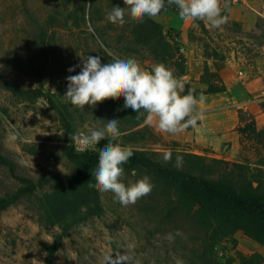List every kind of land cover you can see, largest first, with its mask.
I'll return each mask as SVG.
<instances>
[{
	"label": "rangeland",
	"instance_id": "rangeland-1",
	"mask_svg": "<svg viewBox=\"0 0 264 264\" xmlns=\"http://www.w3.org/2000/svg\"><path fill=\"white\" fill-rule=\"evenodd\" d=\"M95 1L97 9L93 17L103 31L114 34L113 29L125 27L126 23L113 24L107 19V13L114 6L127 9L123 0ZM220 3L223 8L225 0ZM227 3L230 11H222V15H227L228 19L219 28L201 20L186 21L166 9L151 19L162 24L165 30L175 29L173 35L180 34L187 67L189 59L198 63L206 59L204 70L200 64H192L189 75L193 78L188 82H185L187 77L183 78L184 89L189 83L197 90H207L208 86L201 80L206 68L219 76L226 91L203 94L205 101L201 105L216 106L215 112L237 109L238 130L241 125L239 111L243 110L244 124L253 115L246 107H237L247 97V92L252 91L251 101L260 106L264 102V0H227ZM83 5V0H0V74L11 84L40 90L44 95L52 94L61 109V113L54 110L47 96L33 100L17 97L0 81V147L15 159L21 173L35 180L50 174L70 175L71 163L63 152L68 144L63 116L75 126V133L102 129L108 119H116L128 127L135 121L124 118L119 112L118 117L109 116L111 118L100 122L95 108H101L107 115L109 100L94 108L86 105L81 110L64 96L68 85L66 77L80 72L82 60L87 59L86 52L100 56L99 48L89 36L93 31L92 21L88 17L89 21L85 22ZM256 24L259 27L253 34ZM208 60L218 72L209 68ZM136 61L146 70L151 64L149 60ZM77 65L80 67H75ZM70 67H75V71L69 72ZM198 71L203 74L197 79L194 77L198 76ZM233 101L236 104H231ZM112 104L119 106L118 101ZM107 141L105 138L98 145L102 148ZM113 141L121 146H138L148 152L180 149L175 142L139 128L120 134ZM240 144V159L231 162H245L242 154L251 163L264 156V148L254 141L240 138ZM155 158L163 160V155L156 154ZM143 177L124 171L121 182L129 186ZM149 179L153 185L151 193L135 204L124 206L111 191L100 192L103 214L69 231L55 257V264H103L106 255H127L130 258L127 264H176L177 260L182 264H200L199 237L183 217L168 219V203L162 197V189ZM18 187L17 180L0 165V197ZM47 193V190H39L32 201L22 199L2 214L0 264H45L47 248L61 232L58 226L45 225L58 219L56 211L42 209ZM170 213L178 215L173 209ZM178 230L181 236L176 235ZM169 233L174 240L166 238ZM261 248L238 231L218 241L214 255L220 264H264Z\"/></svg>",
	"mask_w": 264,
	"mask_h": 264
},
{
	"label": "trees",
	"instance_id": "trees-1",
	"mask_svg": "<svg viewBox=\"0 0 264 264\" xmlns=\"http://www.w3.org/2000/svg\"><path fill=\"white\" fill-rule=\"evenodd\" d=\"M83 2L84 20L88 22L90 18L92 21L93 31L89 33V36L99 48L103 64L112 62L113 57L149 60L151 64L148 70H151L155 64L163 63L173 71L177 78L183 79L186 76L187 57L182 51L180 34L173 35L175 29L165 30L162 24L151 18H145L143 23L136 22L130 18L126 9L125 27L113 29L114 34H110L103 31L93 17L97 9L96 1L83 0ZM164 9L179 14L178 8L175 5H168L167 2ZM258 27L256 24L253 34ZM89 55L93 56L91 52H86V56ZM201 80L208 86L207 90L200 91L186 83L183 95L187 94L190 89L195 90L197 98L200 94H216L226 91L223 81L208 68ZM0 81L4 83L7 90L22 99L33 100L47 96L48 103L54 107V110L61 113L52 94L44 95L40 90H27L11 84L5 81L1 74ZM117 101L119 106L114 107L112 103ZM108 102H110V107L107 115L101 108H95L100 122L107 120L109 116L116 118L121 112L124 118L135 121L130 127L118 123L120 134H126L139 128V130H148L153 136H159L151 127L147 125L142 127L147 113L137 119L138 113L131 108H124L123 98L109 99ZM261 106L264 109V102ZM65 108L67 109L66 106ZM239 114L241 125L238 132L241 138L252 140L264 148V129L258 130L253 115L248 123L244 124L246 120L242 109ZM62 121L67 130L68 144L65 145L63 152L71 163L70 175L50 174L35 180L21 173L15 159L0 147V165L5 167L11 177L19 183L15 191L0 197V220L9 207L22 199L32 201L39 190L48 192L46 205H42V209H49L48 212L56 211L58 216L55 222L45 223L48 226H58L61 230L47 248L45 264H55V257L62 248L64 238L73 227L91 217H99L103 214L100 191L88 186L89 183H95L92 173L97 167L99 154L76 153L69 137L75 134V126L64 116ZM142 137L145 138V136ZM112 142L117 144L115 141ZM154 144L163 146L159 143ZM131 147L134 154L122 166L124 171L147 176L153 180L154 186L156 184V187L162 189V197L168 203V219L183 217L199 237L198 259L200 264H220L214 255L216 243L233 236L238 231L243 232L245 238L251 243L264 248V156H260L256 162L251 163L242 154L245 162H231L172 150L171 161L165 163L164 160L155 158L156 154L163 155V152H148L138 146ZM177 155L183 157V164L179 169L174 166ZM171 209L176 210L178 215H172Z\"/></svg>",
	"mask_w": 264,
	"mask_h": 264
},
{
	"label": "clouds",
	"instance_id": "clouds-1",
	"mask_svg": "<svg viewBox=\"0 0 264 264\" xmlns=\"http://www.w3.org/2000/svg\"><path fill=\"white\" fill-rule=\"evenodd\" d=\"M123 2L130 18L139 23H143L145 18L158 16L165 8L166 2L178 8L180 18L186 21H205L213 28L225 24L228 17L222 15V11H230L227 0L223 8L220 0H123ZM125 11V7L114 6L107 13V19L113 24L123 25L126 22ZM82 65L78 74L66 77L68 85L64 95L73 106L81 110L85 109L86 105L94 108L105 100L123 98L124 108H131L138 113L137 119L147 113V123H155L161 132L171 134L182 133L189 127L195 129L198 127V121L205 118L204 112L199 108L205 101L204 95L200 94L197 98L194 89L182 95L183 79L177 78L163 63L155 64L151 70H146L135 59L113 57L112 62L102 64L100 56L89 55L86 60H82ZM75 67H70L68 71H75ZM119 136L118 120L112 119L108 120L102 129H94L90 133L79 132L69 137L77 152L95 148L100 141L108 139V143L99 151L98 164L92 173L95 183H89L88 186L100 192L111 191L122 205L127 206L149 195L153 185L147 176L129 186L121 182L124 175L122 166L129 161L134 151L131 146L122 147L112 142ZM12 138L16 139V136L13 135ZM171 159L172 152H164V162L168 163ZM182 164L183 157L177 155L174 166L179 169ZM176 235L181 236L182 233L178 230ZM166 238L172 241L175 237L169 233ZM129 259L127 255L115 257L106 255L103 264H127ZM176 264L182 262L177 260Z\"/></svg>",
	"mask_w": 264,
	"mask_h": 264
},
{
	"label": "crops",
	"instance_id": "crops-1",
	"mask_svg": "<svg viewBox=\"0 0 264 264\" xmlns=\"http://www.w3.org/2000/svg\"><path fill=\"white\" fill-rule=\"evenodd\" d=\"M205 58L204 61L198 63L188 60L187 74L185 77V82L189 81V78H193L189 75L190 67L192 68V64L201 65V69L205 68ZM209 68L212 71H219L217 69H213L212 61H207ZM198 76L194 78H200L201 73L198 71ZM250 93L252 91L247 92V97L243 99L240 104L237 106L246 107L249 109L255 120L258 130L264 129V109L258 103L251 101ZM207 100V99H206ZM231 104H236L233 101ZM216 106H204L199 105L200 110H202L205 114V118L203 121H198L197 128L189 127L182 133L171 134L161 132L155 125L149 124L145 121L143 126L151 127L158 135L164 137L168 142H175L177 145H180L177 149L178 151L189 152L193 154L200 155H209L215 158H221L229 161H239L240 159V134L238 132L237 126L239 123L237 109L229 108L223 111L215 112ZM230 144V145H229ZM246 239V238H245ZM247 240V239H246ZM264 253V248H261Z\"/></svg>",
	"mask_w": 264,
	"mask_h": 264
},
{
	"label": "built area",
	"instance_id": "built-area-1",
	"mask_svg": "<svg viewBox=\"0 0 264 264\" xmlns=\"http://www.w3.org/2000/svg\"><path fill=\"white\" fill-rule=\"evenodd\" d=\"M84 133H90V132H84ZM74 148H75V145H74ZM100 149H101V147H100V145H96L95 146V148H89V149H87L86 151H84V152H77L76 150V153H78V154H85V153H97V154H99V151H100Z\"/></svg>",
	"mask_w": 264,
	"mask_h": 264
}]
</instances>
